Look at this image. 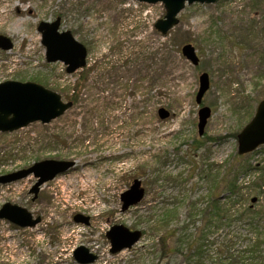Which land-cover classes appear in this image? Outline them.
Here are the masks:
<instances>
[{
	"label": "rangeland",
	"instance_id": "obj_1",
	"mask_svg": "<svg viewBox=\"0 0 264 264\" xmlns=\"http://www.w3.org/2000/svg\"><path fill=\"white\" fill-rule=\"evenodd\" d=\"M4 5L8 20L0 36L13 47L0 49V83H35L73 106L49 124L0 133V176L44 160L75 165L42 185L35 200L29 195L32 176L0 185V208L9 203L41 219L27 229L0 220V264H77L78 247L97 256L92 264H186L188 254L180 253L186 247L178 239L185 231L171 230L201 233L200 216L193 224L187 219L194 214L191 203L197 202V209L206 205L210 179L201 177V168L229 170L241 162L264 167L262 146L238 163L236 140L264 99V0L187 5L165 35L154 28L166 14L162 4L0 0V8ZM56 20L59 32H70L87 52L85 68L72 75L64 64L45 60L37 27ZM185 45L196 50L197 66L182 56ZM203 73L210 87L198 105ZM203 106L211 117L199 137L197 112ZM160 108L169 112L167 119H159ZM257 175L248 172L237 180L241 210L249 208L247 216L254 212L255 218L210 229L201 243L207 251L203 264H225L217 260L223 247L233 242L232 250L240 252L257 237L255 264H264V189L253 186L260 184ZM135 179L143 199L122 211L120 196ZM162 204L176 218L156 230L151 220ZM76 215L87 224L75 223ZM119 225L142 237L130 249L111 254L106 232Z\"/></svg>",
	"mask_w": 264,
	"mask_h": 264
},
{
	"label": "water",
	"instance_id": "obj_2",
	"mask_svg": "<svg viewBox=\"0 0 264 264\" xmlns=\"http://www.w3.org/2000/svg\"><path fill=\"white\" fill-rule=\"evenodd\" d=\"M137 1L146 4H163L166 15L164 20H159L155 24V29L165 35L173 26L178 23L177 15L184 9L185 4L192 5L214 4L218 0H123ZM60 22L56 20L52 23L41 22L37 30L41 33V44L45 47V59L48 63L61 62L66 67V73L72 74L85 66L87 52L85 47L77 42L70 32H59ZM12 43L9 39L0 37V49L10 50ZM182 55L189 60L192 65L198 64V58L191 45L182 48ZM209 88V78L207 74L199 77V90L196 95V103L200 104L202 97ZM70 102H63L61 97L42 86L26 82H4L0 84V133H11L28 126L34 122L48 124L61 117L71 108ZM211 115L209 108L204 107L198 111V134L202 136L207 120ZM161 120L169 117V112L163 108L158 110ZM238 154L242 155L253 151L259 145H264V100L259 103L252 120L238 134ZM73 162L67 161H42L35 163L28 169H23L5 176H0V184L17 182L30 175L39 180L32 187L31 193L36 198L39 187L57 175L67 172L73 167ZM140 181L135 180L130 189L121 195L123 202L122 210L134 206L141 201L144 196L143 189L140 188ZM0 219L21 228L33 227L40 222L39 218L33 219L32 215L25 209L5 204L0 209ZM74 222L87 224V219L77 215ZM106 237L110 241L112 254L124 249L131 248L141 238V232L129 231L123 226H114ZM74 260L78 264H90L96 260V256L88 254L83 247L78 248L73 253Z\"/></svg>",
	"mask_w": 264,
	"mask_h": 264
},
{
	"label": "trees",
	"instance_id": "obj_3",
	"mask_svg": "<svg viewBox=\"0 0 264 264\" xmlns=\"http://www.w3.org/2000/svg\"><path fill=\"white\" fill-rule=\"evenodd\" d=\"M263 58L264 56L261 57V59ZM237 160L240 163L242 158L237 157ZM248 172L258 174L257 180L260 182L257 180L256 182L260 184L259 186L258 184H253V186L256 189H264V167L262 166L253 167L247 162H241L238 167L229 170L208 164H205L201 168V177L206 176L210 179L208 182V190L205 194L206 205L197 209V202L191 203L189 209L193 210L194 214L187 215V219L192 221L191 224L195 222V217L200 216L204 224L201 233L198 234L195 230L194 232H189L188 229L183 227L177 231L174 229L171 230L173 234L175 232H181L182 230L185 231L179 235L178 239L183 240L181 246L186 247L184 251L180 250L181 254H188L186 264H203L207 251L205 250L206 246H203L201 243H203V238H205L206 234L208 236L210 229H226L236 221L243 220L244 218L250 221L252 218H255L254 212L251 214V217L247 216L250 212L249 208L244 209V211L241 210V198L238 195V192L242 189L240 187L242 185H238L237 180L241 175H247ZM237 205H240V207H237ZM160 208L162 209L157 218L151 220L153 228L156 230H160L162 227H169L172 220L176 218L173 215L174 210L169 208L168 204L165 207L162 204ZM246 211L247 213H245ZM228 236V234L225 235V240H227ZM258 242L259 238L257 237L254 241L248 242V245L240 252L232 250L233 242H230L229 246L223 247L225 251L223 248L222 251L220 249L221 256L224 252L226 255L225 258L221 259L220 256L217 260L218 262L223 261L225 264H255L260 255V243ZM260 264H263V262H260Z\"/></svg>",
	"mask_w": 264,
	"mask_h": 264
},
{
	"label": "bare ground",
	"instance_id": "obj_4",
	"mask_svg": "<svg viewBox=\"0 0 264 264\" xmlns=\"http://www.w3.org/2000/svg\"><path fill=\"white\" fill-rule=\"evenodd\" d=\"M5 6L6 5H4V6H2L1 8L3 9H5ZM0 8V9H1ZM16 8L18 9V14H19V12L21 11V7L18 5H16ZM28 8H31V6H29ZM8 20V13H7V8L3 11V12H1V14H0V28H2V27H4V25H5V22ZM20 25H22V23L20 24Z\"/></svg>",
	"mask_w": 264,
	"mask_h": 264
}]
</instances>
